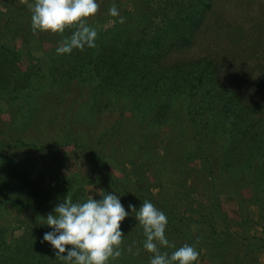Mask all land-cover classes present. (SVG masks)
I'll return each mask as SVG.
<instances>
[{
	"label": "trees",
	"instance_id": "1",
	"mask_svg": "<svg viewBox=\"0 0 264 264\" xmlns=\"http://www.w3.org/2000/svg\"><path fill=\"white\" fill-rule=\"evenodd\" d=\"M207 2L97 0L100 5L97 16L102 14L110 18L115 21L113 25L101 30L93 23L96 17H89L87 24L98 32L96 46L58 54L56 49L60 41L70 37L74 29H67L62 34L34 33L28 7L21 0H3L6 13L0 24V103L10 110L24 104L26 111L10 114V123L0 121V201L11 199L10 204L30 219L47 216L66 196L79 202L77 192L69 194L71 188L66 183L69 178L52 176V184L41 189L33 186L31 180L24 181L27 170L22 171L19 178L15 177L23 183L16 184V188L10 191L14 193L9 194L6 190L11 168L4 162L16 158L19 153L28 155L38 150H43L41 157L45 158L51 148L64 146H71L73 156L87 162V177L104 182L101 187L109 192L122 186L119 182L125 181L126 184L127 179L124 177L120 181L107 173V168L123 172L125 165L129 164L137 166L134 170L138 172L142 171L143 165L150 163L148 168L152 169V176H156L158 183L163 170L170 180L171 177L175 179L170 190L171 198L176 196L177 190L179 195L186 196L180 176L186 165L197 159L212 188L216 183L235 181L243 176L258 183L253 189V195L258 197L259 188L264 186V126L261 129L255 127L250 113L259 110L238 107L233 100L235 97L226 96L221 88L215 89L208 61L200 59L184 69L171 70L162 66L161 61L169 51L191 43L203 16L201 12L208 8ZM126 3L131 5V10L125 9ZM113 4L119 10V17L109 15ZM120 17L124 18L123 23L119 22ZM43 45L50 48L37 61L46 60L47 67L40 71L31 66L28 71L20 72L17 65L19 53ZM257 91L264 99L263 78L257 82ZM113 93L128 99L123 100L122 109L125 106L131 108L126 111L134 122L126 126L125 120H121L124 110H120L114 124L103 129L99 137L92 126H96L102 111L107 109ZM215 99L221 102L217 109L211 106ZM84 108H90L92 112L85 119L76 115V111ZM69 116H75L71 123ZM50 123L55 124L54 128L59 124H65V127L54 133L46 130ZM44 131H49L52 136L47 133L49 136L45 137ZM232 160L240 162V171L233 178ZM249 172L254 176L249 177ZM135 183L140 186L139 181ZM50 194L52 200H49ZM149 201L164 214L168 212L163 204ZM132 205L139 209V203ZM167 219L165 233L183 234L171 217ZM30 228L32 230L33 226ZM138 229L132 235H124L122 254L110 260V264H149L152 254L142 251L146 237L142 227ZM38 230L40 233V227ZM207 234L213 242L210 247L214 254L210 264H226V247L232 235L223 232ZM184 244L194 246L195 240L187 234L175 246ZM129 247L131 252L127 250ZM137 249L138 255L134 254ZM51 250V255L45 254ZM174 250L161 248L162 252L169 254ZM55 251L49 244L45 247L40 239L34 241L29 234H23L17 240H7L0 227V264H64L55 256Z\"/></svg>",
	"mask_w": 264,
	"mask_h": 264
},
{
	"label": "rangeland",
	"instance_id": "2",
	"mask_svg": "<svg viewBox=\"0 0 264 264\" xmlns=\"http://www.w3.org/2000/svg\"><path fill=\"white\" fill-rule=\"evenodd\" d=\"M207 1L208 8L201 12L203 16L200 25L192 35L191 43L169 51L161 61L162 66L171 70L184 69L188 64L200 59L208 61L213 71L215 89L221 88L226 96L235 97L233 100L235 99L238 107L259 110L257 113L251 112L250 117L255 127L261 129L264 126V99L257 91V82L264 79V0ZM124 7L126 10H131L129 3L124 4ZM5 13L3 0H0V24L5 20ZM94 17L96 18L93 23L101 30H107L113 25V21L102 14L99 16L96 14ZM15 47L19 48L18 42ZM49 48L48 45H43L35 46L29 52L21 51L17 62L19 71H28L31 66L32 68L36 66L40 71L44 70L47 67L46 60H37ZM123 100L128 101L120 95L114 93L111 95L107 109L102 111L96 126H92L97 136L101 137L102 130L114 124L120 116V110H124L121 120H125L126 126L134 122L126 111L131 108L125 106L122 109ZM220 105L221 102L216 99L211 103L213 109H217ZM24 111H26L24 104L10 110L0 103V121L10 123V114ZM76 115L85 119L92 115V112L90 108H84L76 111ZM74 117L69 116L70 123L75 120ZM54 126V123H50L46 130L54 132L56 129L64 128L65 124H59L56 128ZM44 132L45 137L52 136V133H48L49 131ZM72 151L71 146L51 148L49 156L45 158L41 157L43 150L31 151L28 155L17 154L16 158L4 162L11 168V173L7 177L6 190L9 194L14 193L10 191L16 188V184L19 186L23 183V180H18L19 175L27 170V179L25 178L24 181L31 180L33 186L41 189L48 188L53 182V177L66 180L69 178V182H66L71 188L69 194L77 192L79 202H85L89 196L100 199L99 190L108 194L113 193L119 196L120 202L129 212L121 223V231L124 235H132L134 231H139L138 228L142 227L135 218L136 213H132L126 204L139 203L140 208L145 200L157 201L167 207L168 212L165 215L167 218L171 217L183 233L179 235L165 233L167 239L173 244H180L183 237L189 234L195 240L194 246L197 247L196 250L200 255L193 264H210V260L213 259L214 253L210 247L213 242L207 237L209 235L207 233L211 232L232 235L226 247V264H264V186L259 188L258 197L254 196L253 189L258 183H254L251 178L245 179L240 176L235 181L231 179L216 183L212 188L208 183V177L200 170L199 162L195 159L186 165L184 174L180 176L187 195H179L177 190L176 196L171 198L170 190L175 179L171 177L170 180L164 170L160 173L162 177L158 183L156 176H152V169L148 168L150 163L143 165L142 171L138 172L134 170L137 166L126 164L123 172L118 169H106L107 173L120 181L124 177L127 179L126 184L125 181L119 182L122 186L109 192L101 187L104 182H99L94 177H87L85 173L87 162L76 159ZM232 161L233 169L236 170L232 171L233 178L238 174L237 171H240L238 170L240 162ZM39 164H43L41 169ZM253 174L249 172L248 176L253 177ZM137 181H139V187L135 183ZM66 183L64 188L67 187ZM52 198L50 194L49 200ZM10 202L11 199L4 198L0 201V227L4 229L7 240H17L23 234H29L34 241L40 239L46 247L49 243L43 241V236L46 232L53 230L45 224L47 216H41L38 219L26 218L22 211L13 207ZM30 226H33L32 230ZM142 251L146 250L142 248ZM47 253L51 255L52 250L45 254Z\"/></svg>",
	"mask_w": 264,
	"mask_h": 264
},
{
	"label": "clouds",
	"instance_id": "3",
	"mask_svg": "<svg viewBox=\"0 0 264 264\" xmlns=\"http://www.w3.org/2000/svg\"><path fill=\"white\" fill-rule=\"evenodd\" d=\"M21 3L31 12L34 33L62 34L67 29H74L70 37L60 41L56 49L58 54L96 46L98 32L87 24V19L99 11L97 0H34L32 3L21 0ZM109 15L120 16L115 4L109 9ZM119 22L123 23L124 18L120 17ZM98 192L100 199L89 196L85 202H73L71 196H66L46 217L45 224L53 230L44 234L43 241L56 250L55 256L64 264H109L122 254L124 234L121 223L129 212L119 196L103 190ZM128 207L136 213L135 218L142 226L146 237L143 248L152 254L149 264H193L198 260L200 253L195 246L184 244L176 248L170 243L165 235L167 216L153 203L145 200L138 211L133 205ZM161 248L175 250L169 254L162 252ZM127 250L131 252L132 248ZM134 254L138 255L139 249Z\"/></svg>",
	"mask_w": 264,
	"mask_h": 264
}]
</instances>
